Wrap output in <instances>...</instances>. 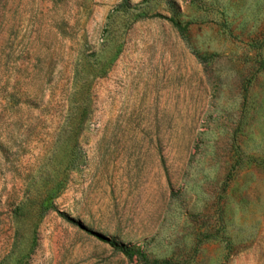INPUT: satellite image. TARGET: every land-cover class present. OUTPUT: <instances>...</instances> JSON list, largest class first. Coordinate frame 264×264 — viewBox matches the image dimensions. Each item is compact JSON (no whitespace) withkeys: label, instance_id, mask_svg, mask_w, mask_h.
Segmentation results:
<instances>
[{"label":"rangeland","instance_id":"obj_1","mask_svg":"<svg viewBox=\"0 0 264 264\" xmlns=\"http://www.w3.org/2000/svg\"><path fill=\"white\" fill-rule=\"evenodd\" d=\"M111 240L264 264V0H0V264Z\"/></svg>","mask_w":264,"mask_h":264},{"label":"trees","instance_id":"obj_2","mask_svg":"<svg viewBox=\"0 0 264 264\" xmlns=\"http://www.w3.org/2000/svg\"><path fill=\"white\" fill-rule=\"evenodd\" d=\"M174 25L181 31H184V27L180 26L178 23L174 22ZM50 208L44 206L43 211L46 212ZM51 209L55 210L56 208L54 206H51ZM110 244L118 251L122 252L124 255L132 258L134 256H137L144 264H173L169 260H151L149 256L146 254V252L142 249H130L125 245L119 244L113 240L110 241Z\"/></svg>","mask_w":264,"mask_h":264}]
</instances>
